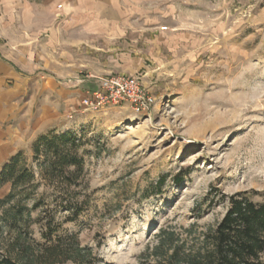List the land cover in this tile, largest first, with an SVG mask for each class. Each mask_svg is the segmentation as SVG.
Wrapping results in <instances>:
<instances>
[{"label":"rangeland","instance_id":"rangeland-1","mask_svg":"<svg viewBox=\"0 0 264 264\" xmlns=\"http://www.w3.org/2000/svg\"><path fill=\"white\" fill-rule=\"evenodd\" d=\"M97 1L109 3L85 60L96 76L139 77L155 104L140 115L127 101L63 104L55 129L23 134L4 163L21 152L39 181L29 208L47 193L21 220L32 239L43 241L44 215L55 240L75 234L91 247L92 264H152L161 228L204 232L237 192L264 202V0ZM45 136L79 160L71 177L47 176L34 146ZM17 230L0 232V257Z\"/></svg>","mask_w":264,"mask_h":264},{"label":"crops","instance_id":"crops-1","mask_svg":"<svg viewBox=\"0 0 264 264\" xmlns=\"http://www.w3.org/2000/svg\"><path fill=\"white\" fill-rule=\"evenodd\" d=\"M61 1L57 11L58 0H0V168L23 134L55 129L58 108H78L100 89L85 53L101 37L109 2Z\"/></svg>","mask_w":264,"mask_h":264},{"label":"trees","instance_id":"trees-1","mask_svg":"<svg viewBox=\"0 0 264 264\" xmlns=\"http://www.w3.org/2000/svg\"><path fill=\"white\" fill-rule=\"evenodd\" d=\"M58 141L47 136L38 139L34 144L35 157L45 153L48 161L47 176L65 179L74 173L68 172V168L76 165L79 160L70 153L72 151L61 150ZM22 156L18 152L0 170V189L10 184L8 194L0 199V232L6 228L9 233L18 229L14 240L6 245V254L1 255L0 264L95 262L93 250L81 244L77 235L70 234L65 239L57 237L55 240L56 225L53 219L44 215L37 218L41 224L43 241L32 239L27 234L28 227L21 224L24 213L45 203L47 193L44 192L35 200L31 208L26 205L25 201L34 196L40 183ZM165 179L162 176L160 184ZM227 198L230 206L226 214L216 226L204 232H197L194 226H190L184 236L176 230L161 228L158 243L151 250L154 260L152 264H264V202L254 201L252 194L247 191L237 192ZM66 205L77 213L82 209L80 204L70 200Z\"/></svg>","mask_w":264,"mask_h":264},{"label":"built area","instance_id":"built-area-1","mask_svg":"<svg viewBox=\"0 0 264 264\" xmlns=\"http://www.w3.org/2000/svg\"><path fill=\"white\" fill-rule=\"evenodd\" d=\"M62 8V4L58 5ZM100 89L84 99L87 106L97 107L106 103L130 102L138 115L148 113L155 104V97L144 87L139 77L131 75H111L99 77Z\"/></svg>","mask_w":264,"mask_h":264}]
</instances>
